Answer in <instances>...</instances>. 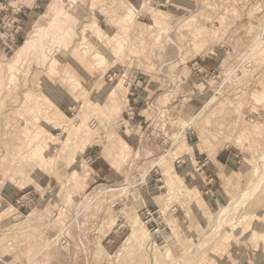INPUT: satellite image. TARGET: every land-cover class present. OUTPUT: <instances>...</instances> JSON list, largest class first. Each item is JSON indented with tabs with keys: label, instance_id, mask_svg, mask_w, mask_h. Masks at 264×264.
<instances>
[{
	"label": "rangeland",
	"instance_id": "374dc122",
	"mask_svg": "<svg viewBox=\"0 0 264 264\" xmlns=\"http://www.w3.org/2000/svg\"><path fill=\"white\" fill-rule=\"evenodd\" d=\"M50 1L0 48V262L234 264V245L264 244V0ZM192 151L230 153L215 204ZM70 221L68 253L48 246Z\"/></svg>",
	"mask_w": 264,
	"mask_h": 264
},
{
	"label": "crops",
	"instance_id": "0c3cea01",
	"mask_svg": "<svg viewBox=\"0 0 264 264\" xmlns=\"http://www.w3.org/2000/svg\"><path fill=\"white\" fill-rule=\"evenodd\" d=\"M21 3L25 4V9L24 13L22 14V21L25 24V21L28 20L29 17H31V13L35 12V9H33V6L35 5L36 0H19ZM37 2H40V0H37ZM139 108L137 106H129V113L128 114V120H125L127 124H132V125H139L141 122H143L142 118L143 115L138 112ZM136 116L133 120V116ZM193 162L191 163L190 167H192L191 173H188L189 178L192 179L194 182L195 188L202 189L201 195L205 196L207 198V203L209 205L215 204L218 201L221 200V193L223 191L222 189V184L220 183L222 178L224 176L228 175L229 171V157L230 153H220V155H217L219 159H215L209 162L208 165H206L201 172H197L195 167L197 162H201L203 158H200L201 153H197L198 155L196 156V152H193ZM192 160V158H190ZM193 164V165H192ZM95 165V173L96 174H101L104 173L105 171V165L98 162L96 159L94 161ZM191 174V175H190ZM202 197V196H201ZM203 199V198H202ZM10 233V231L8 232ZM7 233V234H8ZM6 234V235H7ZM9 235V234H8ZM237 246L238 249H236V252L233 251L234 248ZM7 247V245H6ZM45 250L42 248L41 252H44ZM67 254V253H66ZM228 256H231L233 259L234 264H264V244H261L259 247L254 248L251 246L249 243L242 244L240 245H234L230 250ZM68 257V256H67ZM237 257V258H236ZM217 263V262H216ZM0 264H7V263H1ZM51 264H57V263H52ZM220 264V263H217ZM231 264V263H229Z\"/></svg>",
	"mask_w": 264,
	"mask_h": 264
},
{
	"label": "built area",
	"instance_id": "2783aa9c",
	"mask_svg": "<svg viewBox=\"0 0 264 264\" xmlns=\"http://www.w3.org/2000/svg\"><path fill=\"white\" fill-rule=\"evenodd\" d=\"M44 0H40V2L35 1V5L33 9L39 10L41 8V2ZM152 2H156V0H150ZM160 3V2H159ZM163 5V3H160ZM25 4L21 3L19 0H0V48L2 51H11L13 47L16 46L19 38L22 37L24 23L22 21V14L24 13ZM91 163L93 162L90 160ZM210 160L205 157L201 162L196 163V171L201 172L202 169L208 165ZM122 186V185H120ZM118 186L113 190H120L122 187ZM127 188V187H125ZM32 192L27 191L22 196L15 200L14 205L17 208H21L23 206H27L32 201ZM72 222H68L65 226L60 230V235H55L48 240L47 245L51 248H60L62 252L68 253L69 250V242L67 237L68 228ZM163 221H159V223L154 224V228H152L151 232L154 235L161 234V227L163 225ZM120 229V227H119ZM58 236V237H56ZM9 245V244H8ZM7 245V247H8ZM12 248V247H11ZM45 250V248H44ZM22 264V263H17ZM27 264V263H25Z\"/></svg>",
	"mask_w": 264,
	"mask_h": 264
},
{
	"label": "bare ground",
	"instance_id": "6f19581e",
	"mask_svg": "<svg viewBox=\"0 0 264 264\" xmlns=\"http://www.w3.org/2000/svg\"><path fill=\"white\" fill-rule=\"evenodd\" d=\"M71 1V0H70ZM62 3V0H51L50 1V4H49V7H48V11H49V13L51 12V11H53V10H55V9H57V7H58V5L59 4H61ZM71 3H72V1H71ZM71 3H70V7H71ZM74 3V2H73ZM68 4V3H67ZM73 5V4H72ZM72 9V8H71ZM78 10H79V8H78ZM135 11H136V9H135V7L132 5V4H130V3H128L127 2V6H126V14H125V16H124V19H129V20H131L132 19V14H134L135 13ZM54 13H55V11H54ZM54 17H56V16H54ZM54 19V18H53ZM123 19V20H124ZM125 21V20H124ZM52 22H54V21H52ZM46 23V22H45ZM44 23V24H45ZM55 23V22H54ZM73 23V22H72ZM46 25V24H45ZM92 25V24H91ZM57 27V26H56ZM84 28H85V26H84ZM86 28H88L87 26H86ZM95 29H96V27H94ZM98 28V27H97ZM43 29V28H42ZM87 30V29H86ZM42 31V30H41ZM66 31H68V32H70L69 30H66ZM83 31H85V30H83ZM100 31V30H99ZM67 33V32H66ZM71 33V32H70ZM70 33H68L69 35H70ZM86 33V32H85ZM97 33V32H96ZM40 34V33H39ZM33 35H35V34H33ZM32 35V36H33ZM42 34H40V36H41ZM99 35V36H98ZM32 36L30 37V39L29 40H26L20 47H19V53H22V52H24L25 50H28V49H32V47H33V45H34V38L33 39H31L32 38ZM39 36V37H40ZM45 37H46V35H45ZM38 38V37H37ZM94 39V38H93ZM37 40H39V39H37ZM90 40V39H89ZM83 42V41H82ZM99 42H102L101 41V34H97V37L94 39V43L95 44H98ZM82 45H84V43L82 44ZM79 46V45H78ZM44 47V46H43ZM83 48V47H82ZM30 49V50H31ZM84 49V48H83ZM86 49V48H85ZM84 49V50H85ZM29 50V51H30ZM33 50V49H32ZM82 50V49H81ZM25 53V52H24ZM28 53V52H27ZM42 53V52H41ZM18 54V53H17ZM84 54V53H83ZM21 55V54H20ZM44 56V55H43ZM86 56V55H85ZM20 57V56H19ZM101 56L99 55V53L98 54H95L94 55V59L96 58V59H99ZM100 60H101V58H100ZM101 62V61H100ZM101 65V64H100ZM75 83V82H74ZM76 83H77V81H76ZM28 97V96H27ZM123 143H124V145H126V143L123 141ZM88 145V143H84L83 144V146H82V148L84 149V147L85 146H87ZM83 149H81V151L83 150ZM173 168V167H172ZM254 186V185H253ZM251 189H252V186H251ZM257 189V188H256ZM179 190V189H178ZM248 191V190H247ZM252 190H250V192H251ZM240 195V194H239ZM237 198V197H236ZM236 198H232L231 200L232 201H234V199L236 200ZM195 204V203H194ZM232 203H230V204H228L229 206L231 205ZM232 207H233V205H232ZM227 208L228 207H224V208H222L221 210H223V213L225 214V211H227ZM229 209V208H228ZM189 214V213H188ZM187 214V215H188ZM222 214V213H221ZM210 215V214H209ZM188 218V217H187ZM229 219V218H228ZM224 220V219H223ZM232 220V219H231ZM233 221V220H232ZM213 222V221H212ZM220 222V221H219ZM113 223V222H112ZM111 223V224H112ZM226 223V222H225ZM230 223V221L228 222V224ZM224 224V223H223ZM215 226V225H214ZM146 228V227H145ZM217 230V229H216ZM147 232L146 231H144V232H142V233H139V228L138 227H133L132 228V230H131V233L128 235V237H127V239H126V242H130L131 240H133V241H135V243H137L138 245H139V247L140 248H142L143 247V243H144V240H146L147 239ZM207 237H206V239L207 238H210L211 237V234H208V235H206ZM149 243V242H148ZM164 246H166V245H164ZM167 247V246H166ZM166 247H160L158 250H159V252L160 253H165V251H166Z\"/></svg>",
	"mask_w": 264,
	"mask_h": 264
}]
</instances>
